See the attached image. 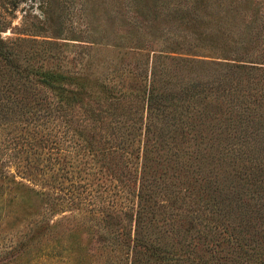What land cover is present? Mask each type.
<instances>
[{"label":"trees","instance_id":"16d2710c","mask_svg":"<svg viewBox=\"0 0 264 264\" xmlns=\"http://www.w3.org/2000/svg\"><path fill=\"white\" fill-rule=\"evenodd\" d=\"M206 3L98 0L85 37L69 38L84 44H66L52 38L63 23L49 0H0V226L20 229L17 255L60 256L61 236L84 226L129 258L150 54L264 64L261 35L236 27V5L212 16ZM61 218L72 224L53 241Z\"/></svg>","mask_w":264,"mask_h":264},{"label":"rangeland","instance_id":"374dc122","mask_svg":"<svg viewBox=\"0 0 264 264\" xmlns=\"http://www.w3.org/2000/svg\"><path fill=\"white\" fill-rule=\"evenodd\" d=\"M97 2L49 0L63 23L52 38L84 44L69 38L85 37L83 25L100 13ZM219 3H234L236 27L252 26L264 47V0H207L212 16L223 14ZM18 19L16 10L12 23ZM197 54H150L129 258L97 227L91 233L82 226L67 238L72 221L61 218L51 231L53 241L65 234L58 258L17 255L20 229L0 226V264H263L264 64Z\"/></svg>","mask_w":264,"mask_h":264}]
</instances>
